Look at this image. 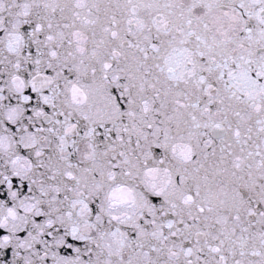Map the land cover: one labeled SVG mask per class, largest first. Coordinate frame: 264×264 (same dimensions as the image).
<instances>
[{"label":"snow or ice","instance_id":"6c2138e0","mask_svg":"<svg viewBox=\"0 0 264 264\" xmlns=\"http://www.w3.org/2000/svg\"><path fill=\"white\" fill-rule=\"evenodd\" d=\"M0 264H264V0H0Z\"/></svg>","mask_w":264,"mask_h":264}]
</instances>
